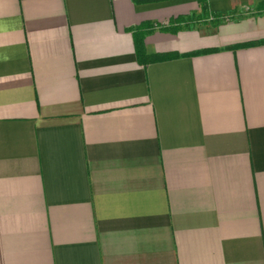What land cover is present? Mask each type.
Here are the masks:
<instances>
[{
    "label": "crops",
    "instance_id": "1",
    "mask_svg": "<svg viewBox=\"0 0 264 264\" xmlns=\"http://www.w3.org/2000/svg\"><path fill=\"white\" fill-rule=\"evenodd\" d=\"M207 3L0 0V264H264V0Z\"/></svg>",
    "mask_w": 264,
    "mask_h": 264
},
{
    "label": "trees",
    "instance_id": "2",
    "mask_svg": "<svg viewBox=\"0 0 264 264\" xmlns=\"http://www.w3.org/2000/svg\"><path fill=\"white\" fill-rule=\"evenodd\" d=\"M134 1L135 2H140L141 1V2H144V3H153V2L164 1V0H140V1L139 0H134ZM197 3L199 5L202 17H204L205 19H208L209 17H211L212 22H218L221 19L220 15L212 14V13L209 12L207 0H197ZM140 34L141 35L139 36V39L135 42V49H136V55H137L138 62L141 65H144L147 62L162 61V60H166V59L177 57L176 54L147 55L145 53V51H144V46H143V34L142 33H140ZM257 44L258 43H252V44H248V45L239 46V47H236V48L250 47V46H255ZM211 52H215V51H204L202 53H196L195 55L208 54V53H211Z\"/></svg>",
    "mask_w": 264,
    "mask_h": 264
},
{
    "label": "rangeland",
    "instance_id": "3",
    "mask_svg": "<svg viewBox=\"0 0 264 264\" xmlns=\"http://www.w3.org/2000/svg\"><path fill=\"white\" fill-rule=\"evenodd\" d=\"M205 20H209L210 22L212 21L211 17H209L208 19H205L204 17H202L201 15H192V17H188L184 24L182 25V27H187V25L189 23H192V25L194 24H202L205 23ZM189 22V23H188ZM194 22V23H193ZM186 23V24H185Z\"/></svg>",
    "mask_w": 264,
    "mask_h": 264
}]
</instances>
